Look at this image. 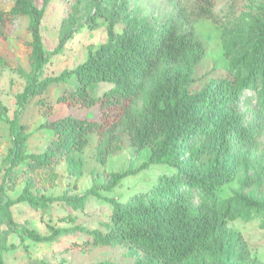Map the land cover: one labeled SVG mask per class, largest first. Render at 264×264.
I'll list each match as a JSON object with an SVG mask.
<instances>
[{"label": "trees", "instance_id": "trees-1", "mask_svg": "<svg viewBox=\"0 0 264 264\" xmlns=\"http://www.w3.org/2000/svg\"><path fill=\"white\" fill-rule=\"evenodd\" d=\"M102 0H91L94 8L85 22L89 29L98 25V18L106 17ZM111 9H119L121 16L128 7V0H108ZM49 0H42L40 7L32 0H13L10 9H0V37L7 36V25L19 16H29L28 31L30 57L34 74L24 90L17 94L18 109L10 121L9 130L15 150L10 159L8 176L3 189H13L18 180L24 181L21 192L4 201L0 206V226L7 224L10 233L21 241L27 236L33 241H53L60 233L78 231L87 235L85 246H108L123 243L135 255L132 264H215L228 246L234 250L233 264H264L252 256L240 231L227 226L237 214L227 199L218 204L208 196H215L217 189L236 176L234 167L225 162L232 144L249 142L251 127L246 125L239 111L241 95L257 90L264 103V18L254 19L256 35L250 47L243 49L233 64L231 74L208 77L201 88L187 93L186 86L193 78L183 72L186 63L201 62L205 46L193 29L198 18L214 16V0H193L190 8L179 3L173 13L158 29L146 23L125 27L116 33L111 24L107 40L86 59L71 69H64L54 76L36 77L48 61L40 33V22ZM122 12V13H121ZM125 18V17H124ZM242 33L234 34V43L240 42ZM64 38L55 50L62 47ZM6 61L0 56V71ZM146 91L140 112H133L137 98ZM70 82L56 97L55 103L79 110L97 108L98 115L90 118L66 114L52 118L54 105L42 97L51 84ZM106 84L100 93L95 86ZM37 97V104L45 121L40 128L51 131L54 140L42 152L26 151V140L31 136L28 126L19 122L17 115L29 99ZM264 116V109L258 116ZM129 136L136 149L150 148L149 157L133 169L109 174V181L92 185L83 194H36L37 186H54L58 173L56 166L72 151H82L90 134H96L100 142L98 161H106L110 153L122 147V133ZM196 136L202 142L194 146ZM186 142L191 161L199 167L208 165L206 172L186 171L181 160L182 144ZM153 164H166L177 169L174 175L162 174L149 190L132 195L126 201L103 195L101 190L111 191L129 174L148 169ZM185 184L188 189H181ZM246 184V182H243ZM190 188L205 194L197 204L191 199ZM89 196L101 198L111 206L109 221L99 228H87L75 223L68 227L51 226L42 234L35 228L18 223L12 217L11 206L26 202L35 209H45L53 202H64L73 210L82 209ZM245 205L252 210L264 209V202L238 193ZM59 222L74 223L75 215L58 216ZM6 245L0 234V264H4L3 249ZM37 264H49L38 262ZM96 264H106L103 262Z\"/></svg>", "mask_w": 264, "mask_h": 264}, {"label": "rangeland", "instance_id": "rangeland-1", "mask_svg": "<svg viewBox=\"0 0 264 264\" xmlns=\"http://www.w3.org/2000/svg\"><path fill=\"white\" fill-rule=\"evenodd\" d=\"M40 7L42 0H32ZM179 3L191 7L193 0H128V7L121 16L119 9L112 10L108 0H102L106 7V17L98 18V25L89 29L85 19L93 13L91 0H49L40 22V33L43 48L48 55V61L42 69L36 72V77L42 79L54 76L64 69H71L83 62L89 50H94L107 40L108 26L111 24L116 33L122 32L125 22L131 26L146 23L153 29H158L173 13ZM13 0H0V9L11 8ZM214 16L198 18L193 22V29L205 46V53L197 65L186 63L182 68L189 78L194 80L186 86L187 93L197 92L208 77H220L231 74L233 64L240 52L250 47L256 35L253 28L254 19L264 18V0H214ZM122 13V12H121ZM125 17V18H124ZM29 16H19L7 25V36L0 37V56L6 61L0 71V185H5L8 176L10 159L15 150L13 137L9 130L10 121L18 109L17 94L22 92L34 72L30 57V47L27 44L31 37L28 31ZM242 33L240 42L234 43V34ZM64 38L62 47L55 50ZM152 78L145 91L137 98L132 109L134 113L141 111L146 91L152 86ZM70 82L51 84L42 94L54 105L52 118L68 113L77 116L96 117L97 108H69L62 103H55L60 91L69 86ZM106 84L95 86L94 93H100ZM37 97L25 103L18 113L20 123L28 126L31 136L26 140V151L42 152L54 140V135L39 125L45 121L37 104ZM264 109V103L259 99L257 90L245 91L239 100V111L243 114L244 123L251 127L252 139L249 142H232L226 157L227 165L236 170V176L230 182L217 189L215 196H208L218 204H224L227 199L237 214V218L228 221L227 226L240 231L248 243L252 256L264 262V209L252 210L247 207L238 193L249 196L253 200L264 202V116L258 113ZM89 141L82 151H72L56 166L58 177L55 185L47 188L33 189L36 194L73 195L83 194L92 185H101L109 181V174L133 169L145 161L150 154V148L136 149L130 144L129 136L123 132L122 147L110 153L106 161H98L100 142L96 134H90ZM193 139V138H192ZM194 146H198L203 136H196ZM181 160L186 171L195 170L203 174L208 165L199 167L190 160L187 143L182 144ZM177 169L166 164H153L148 169L136 174L125 176L111 191L101 190L103 195L113 196L126 201L136 193L151 189L162 174L174 175ZM246 182V184H243ZM24 181L18 180L13 189L0 191V206L4 201L15 198L22 190ZM181 189L188 187L182 183ZM191 199L197 204L207 197L196 188H190ZM12 217L18 223H24L35 228L42 234L51 231V226L68 227L75 223L87 228L105 230L102 225L109 221L111 206L94 196H89L82 209L73 210L64 202H53L45 209H35L26 202L11 206ZM71 213L75 215L74 223L59 222L58 216ZM2 242L6 245L15 243L16 247L3 249L4 264H132L135 255L123 243L108 246H85L83 241L87 235L78 231L60 233L53 241H33L25 236L23 241L17 234L7 230V224L0 226ZM234 250L228 246L215 264H233Z\"/></svg>", "mask_w": 264, "mask_h": 264}]
</instances>
